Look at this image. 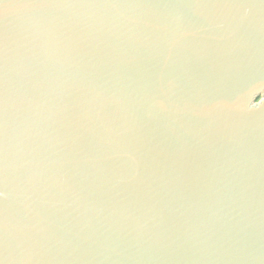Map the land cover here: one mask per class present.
I'll return each instance as SVG.
<instances>
[{
  "label": "water",
  "instance_id": "1",
  "mask_svg": "<svg viewBox=\"0 0 264 264\" xmlns=\"http://www.w3.org/2000/svg\"><path fill=\"white\" fill-rule=\"evenodd\" d=\"M0 264H264V0H0Z\"/></svg>",
  "mask_w": 264,
  "mask_h": 264
}]
</instances>
